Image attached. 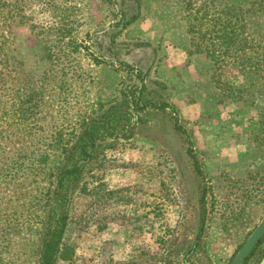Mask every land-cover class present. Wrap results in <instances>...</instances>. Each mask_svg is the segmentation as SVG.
Wrapping results in <instances>:
<instances>
[{"label": "rangeland", "instance_id": "obj_1", "mask_svg": "<svg viewBox=\"0 0 264 264\" xmlns=\"http://www.w3.org/2000/svg\"><path fill=\"white\" fill-rule=\"evenodd\" d=\"M200 13L251 50L196 51ZM62 211L56 264H228L264 216V11L0 0V264H38Z\"/></svg>", "mask_w": 264, "mask_h": 264}, {"label": "trees", "instance_id": "obj_2", "mask_svg": "<svg viewBox=\"0 0 264 264\" xmlns=\"http://www.w3.org/2000/svg\"><path fill=\"white\" fill-rule=\"evenodd\" d=\"M250 2L252 3V7L254 11H261V12L264 11V0H250ZM207 14L203 15V13H200L199 16L194 15L193 17L194 22L193 24H191V27L193 28V32L197 34L196 44H195L196 51L198 52L207 51V54L212 56L215 50L220 51L223 54L229 52L231 53V49L234 48L235 56L239 58L245 57L248 51L251 50L250 46L248 45V41L242 37V34L234 33L235 31L230 32L227 28H225L226 24L224 22H222L218 28H215V30L213 29L209 30L207 26H205L206 28V29L204 28L205 30L202 29L201 20L203 17L208 18L209 14L208 15ZM223 19L226 20V18ZM239 27H241V24L239 25ZM212 32L214 33L213 39H211L209 35V33ZM207 35H209L208 38H206ZM220 36H221L220 42H216L215 41L216 38L217 37L220 38ZM208 40H211L212 42ZM208 45L211 48H208ZM250 61L244 66V68L247 69V67H250L249 69H253L252 71L258 73L259 69L257 68V66L260 65V63L255 64L253 61H252L253 63ZM75 170L76 167H74V170H72L71 172ZM67 218L68 216L66 215V212L62 211L60 216L57 218L56 223L51 227L48 236L45 238L43 242L42 251L40 253L38 264H56L59 257L69 258V256H71L69 252L70 251L69 247L62 246ZM62 247H64L63 250ZM255 250L250 254V256L247 258L244 264H247V262L255 254Z\"/></svg>", "mask_w": 264, "mask_h": 264}, {"label": "water", "instance_id": "obj_3", "mask_svg": "<svg viewBox=\"0 0 264 264\" xmlns=\"http://www.w3.org/2000/svg\"><path fill=\"white\" fill-rule=\"evenodd\" d=\"M263 237L264 216L255 229L251 232L249 237L240 246L238 251L233 255L228 264H243ZM258 264H264V255Z\"/></svg>", "mask_w": 264, "mask_h": 264}, {"label": "flooded vegetation", "instance_id": "obj_4", "mask_svg": "<svg viewBox=\"0 0 264 264\" xmlns=\"http://www.w3.org/2000/svg\"><path fill=\"white\" fill-rule=\"evenodd\" d=\"M260 241H261V242H260ZM260 241H259V243L257 244V246L254 248V250L256 249L255 252L257 251V249H258V247L260 246V244L264 241V237H263ZM254 250H253V251H254ZM253 251H252V252H253ZM252 252H251V253H252ZM263 255H264V252L261 254V258H260V260L262 259ZM249 256H250V255H249ZM246 260H247V259H246ZM246 260H245V261H246ZM260 260L258 261V263L260 262ZM244 263H245V262H244ZM244 263H243V264H244ZM258 263H257V264H258Z\"/></svg>", "mask_w": 264, "mask_h": 264}]
</instances>
